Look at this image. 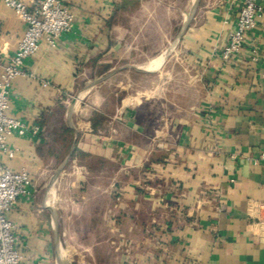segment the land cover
<instances>
[{
  "label": "crops",
  "instance_id": "1",
  "mask_svg": "<svg viewBox=\"0 0 264 264\" xmlns=\"http://www.w3.org/2000/svg\"><path fill=\"white\" fill-rule=\"evenodd\" d=\"M154 1L64 0L72 30L9 88L29 128L0 155L32 177L9 215L24 264H264V16L227 62L240 0H198L154 58L133 32L160 25ZM26 29L0 0V81ZM151 73L167 81L119 102L115 77Z\"/></svg>",
  "mask_w": 264,
  "mask_h": 264
},
{
  "label": "built area",
  "instance_id": "2",
  "mask_svg": "<svg viewBox=\"0 0 264 264\" xmlns=\"http://www.w3.org/2000/svg\"><path fill=\"white\" fill-rule=\"evenodd\" d=\"M63 1L36 0V9L31 12L24 0H3L5 6L14 11L27 26L16 54L4 67L0 81V155L5 154L9 159L15 157V151L9 148L8 137L13 132L23 135L29 130L21 121L7 114L10 108L9 88L18 77L24 75L25 60L38 53L43 41L55 47L59 37L72 30L73 15ZM263 16L264 0H240L236 27L229 34V42L222 52L224 61H231L242 52L249 33ZM252 60L259 61L255 49L252 51ZM33 130L38 132L39 127ZM31 187L32 177L27 169L14 171L4 166L0 159V264H24L9 215L20 197L31 195Z\"/></svg>",
  "mask_w": 264,
  "mask_h": 264
},
{
  "label": "rangeland",
  "instance_id": "3",
  "mask_svg": "<svg viewBox=\"0 0 264 264\" xmlns=\"http://www.w3.org/2000/svg\"><path fill=\"white\" fill-rule=\"evenodd\" d=\"M197 1L198 0H155L153 2V6L158 4V7H160L157 11V19L160 25L153 24L147 27H133V32H139L141 29H143L141 33L147 43L145 52L148 55H153L155 56L154 58H158L162 52H165L164 57L166 59L168 55V43H172V40L179 34L183 25L182 21L186 22L194 14ZM149 60L152 59H133V61L137 62L138 64L144 62L143 64L139 65L141 67H146V63L149 62ZM160 60L161 59H159V61ZM159 61L156 63L158 64ZM156 63L153 65H157ZM134 77V81L132 84H130L129 88H126V91L123 90V88L126 87V78L124 76H117L111 81V89H113V92L118 95V100L120 103L123 98H126L127 94L132 96L139 92L141 96L142 94L144 96L151 95L150 91L153 83H157L161 80L167 81V79H160L157 73H151L147 75L136 74ZM116 85H119V87L115 88ZM109 91L110 90L107 92Z\"/></svg>",
  "mask_w": 264,
  "mask_h": 264
},
{
  "label": "trees",
  "instance_id": "4",
  "mask_svg": "<svg viewBox=\"0 0 264 264\" xmlns=\"http://www.w3.org/2000/svg\"><path fill=\"white\" fill-rule=\"evenodd\" d=\"M64 132L67 136V139H65V148H66V151H68L69 148L71 147V143H72V140H69L68 136H70V138L73 137V131L71 129H69L68 127H66Z\"/></svg>",
  "mask_w": 264,
  "mask_h": 264
},
{
  "label": "bare ground",
  "instance_id": "5",
  "mask_svg": "<svg viewBox=\"0 0 264 264\" xmlns=\"http://www.w3.org/2000/svg\"><path fill=\"white\" fill-rule=\"evenodd\" d=\"M152 63V62H151ZM152 65H148L147 67H151Z\"/></svg>",
  "mask_w": 264,
  "mask_h": 264
}]
</instances>
